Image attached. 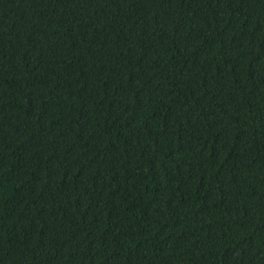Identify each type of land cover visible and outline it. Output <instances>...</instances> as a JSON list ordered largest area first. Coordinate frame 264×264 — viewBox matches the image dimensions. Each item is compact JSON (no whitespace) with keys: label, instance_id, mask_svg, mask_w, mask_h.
<instances>
[{"label":"trees","instance_id":"1","mask_svg":"<svg viewBox=\"0 0 264 264\" xmlns=\"http://www.w3.org/2000/svg\"><path fill=\"white\" fill-rule=\"evenodd\" d=\"M0 264H264V0H0Z\"/></svg>","mask_w":264,"mask_h":264}]
</instances>
